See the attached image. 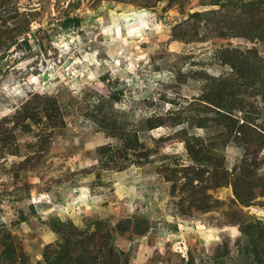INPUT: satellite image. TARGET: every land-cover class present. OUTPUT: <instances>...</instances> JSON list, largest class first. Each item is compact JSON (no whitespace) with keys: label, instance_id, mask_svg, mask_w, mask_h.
<instances>
[{"label":"rangeland","instance_id":"1","mask_svg":"<svg viewBox=\"0 0 264 264\" xmlns=\"http://www.w3.org/2000/svg\"><path fill=\"white\" fill-rule=\"evenodd\" d=\"M213 1L0 0V264H46L68 236L107 264H253L250 223L264 251V140L229 129L264 132V90L224 95L226 117L210 102L222 60L264 41L222 28L248 14ZM246 156L261 161L241 205Z\"/></svg>","mask_w":264,"mask_h":264},{"label":"trees","instance_id":"2","mask_svg":"<svg viewBox=\"0 0 264 264\" xmlns=\"http://www.w3.org/2000/svg\"><path fill=\"white\" fill-rule=\"evenodd\" d=\"M168 1L177 3V2H181L182 0H168ZM237 1H238L237 4L236 2L232 4L233 7L235 8L240 7L243 13L248 14V16L243 17V15L240 14L236 16V19L234 20L230 19L228 23L224 25L221 24L222 25L221 27L224 29H228L229 31H235L237 35H242L241 34L242 29L248 30L249 32L255 34L257 38L264 41L263 28L253 25L255 24V22L253 21L260 20L261 17L260 10L264 9V0H247V1L237 0ZM211 3L221 4L222 2L216 0V2L213 1ZM220 21H223V18ZM79 22H80V18L77 15L75 16L67 15L63 20H61V25L65 28H68L72 25H78ZM238 23L240 25L237 26L236 28L234 24L237 25ZM29 47L30 44L27 37L22 38L15 46L17 50L21 48H29ZM245 52L247 54L243 55L240 51H237L236 56L232 55L234 58L230 57L229 60H225V61L222 60L223 63L229 66L230 72L229 74H222L215 79V82L219 86L221 91H218L217 92L218 96H216L215 100L213 98L210 102H212V104L217 107L216 111L223 117L229 116V113H227L228 111L225 110L222 105V99H223L222 97L224 95L230 97L231 100L232 99L237 100L238 96L240 95L244 96L246 95V93L249 94L248 92L249 88L253 89L255 87L256 91H258L257 93H262V90H264V57L257 56L255 53H254V57L251 56L252 54L251 49H246ZM235 77H238L239 80H237V82L231 81ZM235 87H238V90H235ZM241 87L243 88L242 90ZM44 105L50 108V106L54 107L53 105H56V103L53 102L51 105L48 104H44ZM56 108H57V112L58 111L61 112L59 107ZM48 116H51V114H48ZM230 120L232 121L229 126L230 131L234 130L235 127H236V131H238V136H236L238 143L243 142L247 144L252 142L257 144L258 146H260L261 144L263 145L264 132H262L261 130L260 131L255 130V127L253 128V127L245 126L243 123L236 125L237 122H235V120L231 118ZM187 147L189 151L192 152L189 144L187 145ZM260 161L261 160H255V159L249 160V156H246L245 159H243L241 171L237 173L236 177L234 178L232 184L234 197L241 205H249L250 201L255 197V193L253 192V189L251 190L250 187L255 185L249 183V181L246 179V176L249 173L252 174L254 173V171H257V169L260 167ZM60 223H59V229H57V231L62 236H64L63 230L65 229V231H67L66 230L67 225ZM162 224L166 229L169 230V232L177 231L176 222L163 220ZM61 226H63V229ZM240 230L243 236L245 237L243 245L241 247H245L246 251L250 252L252 257V263L264 264V258H263L264 251H262V249L259 248L257 241V239L261 237L260 235L262 233L263 228L260 229L258 228L257 224L250 223L246 226L243 225L242 228H240ZM68 239H70L69 236L67 237L66 242L63 241V243L59 244V248L55 249L58 252H55L52 255L49 253H44V260L46 264H107L105 260L97 259V256L95 254L97 252L94 253V250L92 248L77 247L75 248V250L74 249L71 250L70 240ZM7 254L9 255L10 252H7ZM108 254L114 256L115 253L112 250H108ZM126 256L130 259L131 255L130 253H127ZM123 261H124L123 264H126L128 262L126 258Z\"/></svg>","mask_w":264,"mask_h":264}]
</instances>
